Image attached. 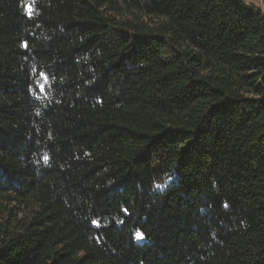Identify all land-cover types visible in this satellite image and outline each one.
Here are the masks:
<instances>
[{
    "label": "trees",
    "instance_id": "obj_1",
    "mask_svg": "<svg viewBox=\"0 0 264 264\" xmlns=\"http://www.w3.org/2000/svg\"><path fill=\"white\" fill-rule=\"evenodd\" d=\"M0 264H264V13L0 0Z\"/></svg>",
    "mask_w": 264,
    "mask_h": 264
},
{
    "label": "rangeland",
    "instance_id": "obj_2",
    "mask_svg": "<svg viewBox=\"0 0 264 264\" xmlns=\"http://www.w3.org/2000/svg\"><path fill=\"white\" fill-rule=\"evenodd\" d=\"M246 3L252 4L255 8L261 10L264 13V0H245Z\"/></svg>",
    "mask_w": 264,
    "mask_h": 264
},
{
    "label": "snow or ice",
    "instance_id": "obj_3",
    "mask_svg": "<svg viewBox=\"0 0 264 264\" xmlns=\"http://www.w3.org/2000/svg\"><path fill=\"white\" fill-rule=\"evenodd\" d=\"M139 235V234H138Z\"/></svg>",
    "mask_w": 264,
    "mask_h": 264
}]
</instances>
